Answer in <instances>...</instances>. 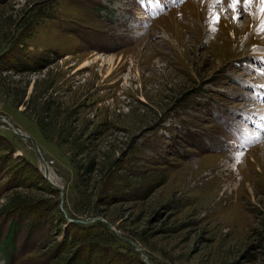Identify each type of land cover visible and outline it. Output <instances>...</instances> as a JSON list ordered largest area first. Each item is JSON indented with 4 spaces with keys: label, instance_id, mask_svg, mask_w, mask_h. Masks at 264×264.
I'll return each mask as SVG.
<instances>
[{
    "label": "rangeland",
    "instance_id": "rangeland-1",
    "mask_svg": "<svg viewBox=\"0 0 264 264\" xmlns=\"http://www.w3.org/2000/svg\"><path fill=\"white\" fill-rule=\"evenodd\" d=\"M229 2L0 0V264H264V32Z\"/></svg>",
    "mask_w": 264,
    "mask_h": 264
},
{
    "label": "snow or ice",
    "instance_id": "snow-or-ice-1",
    "mask_svg": "<svg viewBox=\"0 0 264 264\" xmlns=\"http://www.w3.org/2000/svg\"><path fill=\"white\" fill-rule=\"evenodd\" d=\"M159 2V0H157ZM223 0H213V4H221ZM243 4L244 12H247L248 8L252 6L254 3L258 4V15L261 18L260 24L258 25L257 31L264 32V0H230L229 7L233 9L234 12H237L238 6ZM234 19H239V13L233 17ZM219 22V14H215L212 20L213 24H218ZM215 30V28L213 29ZM261 87H264V85H261ZM240 155H243L241 153Z\"/></svg>",
    "mask_w": 264,
    "mask_h": 264
},
{
    "label": "water",
    "instance_id": "water-1",
    "mask_svg": "<svg viewBox=\"0 0 264 264\" xmlns=\"http://www.w3.org/2000/svg\"><path fill=\"white\" fill-rule=\"evenodd\" d=\"M20 134V133H19ZM21 136H23V137H26V138H28V139H30L31 141H32V143H33V145H34V151H35V153H36V155H37V158H38V160L40 161V165H42V167H43V171H42V174H43V176L48 180V178H47V173H46V170H45V168L44 167H46L45 165H46V161L44 160V158L42 157V155L40 154V152H39V150H38V148H37V146H36V144H35V142L33 141V139L29 136V135H27V134H20ZM49 182H50V180H48ZM50 184L52 185V187L54 188V189H60V186H58V185H56V184H54V183H52V182H50ZM68 221H70V220H68Z\"/></svg>",
    "mask_w": 264,
    "mask_h": 264
},
{
    "label": "bare ground",
    "instance_id": "bare-ground-1",
    "mask_svg": "<svg viewBox=\"0 0 264 264\" xmlns=\"http://www.w3.org/2000/svg\"><path fill=\"white\" fill-rule=\"evenodd\" d=\"M106 60V59H105ZM112 62V59H109L108 60V63H111ZM10 130H12L13 132H16V128L12 127V126H9ZM18 132H16L17 134ZM18 136H21L19 133H18ZM22 137V136H21ZM46 166V165H45ZM46 169V173L48 172V170L50 171V176L49 177H52L54 180L58 181L61 183L60 179L56 176V174L53 172V169H51L49 166H46L44 167ZM48 178V177H47ZM49 180V179H48Z\"/></svg>",
    "mask_w": 264,
    "mask_h": 264
},
{
    "label": "trees",
    "instance_id": "trees-1",
    "mask_svg": "<svg viewBox=\"0 0 264 264\" xmlns=\"http://www.w3.org/2000/svg\"><path fill=\"white\" fill-rule=\"evenodd\" d=\"M3 248H4V249L1 248V244H0V252H2V255L5 256V255H6V252H5V251H6V250H5L6 247L4 246Z\"/></svg>",
    "mask_w": 264,
    "mask_h": 264
}]
</instances>
